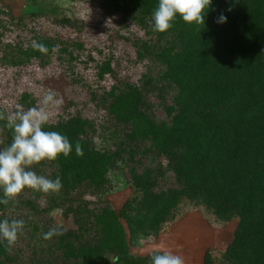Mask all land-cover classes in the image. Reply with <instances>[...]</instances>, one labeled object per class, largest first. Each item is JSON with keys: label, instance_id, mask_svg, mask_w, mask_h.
<instances>
[{"label": "trees", "instance_id": "trees-1", "mask_svg": "<svg viewBox=\"0 0 264 264\" xmlns=\"http://www.w3.org/2000/svg\"><path fill=\"white\" fill-rule=\"evenodd\" d=\"M79 1L88 3L79 18L93 7L104 13L93 22L16 17L0 0V149L13 139L7 117L32 108L46 114L43 130L72 144L69 156L30 169L59 177V193L25 188L0 203V221L24 222L15 244L0 237V264H110L108 251L113 264H152V255H125L120 219L136 233L158 234L187 200L219 222L238 220L227 260L264 264V0H211L204 24L177 15L163 33L153 30L159 0ZM113 171L134 189L120 217L107 204L94 212L84 199L101 196ZM56 208L77 229L45 240L55 226L43 214ZM92 228L94 246L85 240ZM27 239L31 258L18 246ZM210 255L205 264H220Z\"/></svg>", "mask_w": 264, "mask_h": 264}, {"label": "rangeland", "instance_id": "rangeland-1", "mask_svg": "<svg viewBox=\"0 0 264 264\" xmlns=\"http://www.w3.org/2000/svg\"><path fill=\"white\" fill-rule=\"evenodd\" d=\"M3 3L10 8L12 14L16 17L40 13L51 14L58 19L68 16L72 20L78 19L79 13H82V7H86L88 4L87 2L82 4L79 0H3ZM93 8L95 9L89 10V12L86 11L85 15L80 16L83 19H79L93 22V17H98L101 13H104L102 10L99 11L97 7ZM90 12H94L95 14L92 15ZM45 26L48 27L47 25ZM53 28L50 27L51 30L56 29ZM136 28L140 30L139 27ZM50 29H44V31L47 32ZM57 29L60 30L59 28ZM134 33L138 34L137 31H134ZM157 115L159 117L162 116V111H157ZM108 179L109 183L102 190L101 196L97 194L94 196L93 193L88 192L84 199L90 203L92 211L96 212V207L107 204V206H110L114 210L117 217H120L122 208L134 196L132 182L120 171L111 172ZM41 205L43 208H46V203L43 200L41 201ZM177 210L175 222H172L170 225H163L159 229L158 234H155L151 230L136 233L130 229L127 221L120 219L125 232V239L123 240L126 247L124 249L126 250L125 255L147 257L168 251L182 256L185 264H205V256L209 251L212 253L210 257L216 263L234 264L230 260H227L225 253L228 246L233 242L238 220L219 222L212 211L204 204H197L188 200L187 202L183 201ZM43 220L48 223L50 222L63 232L77 229L73 216L68 215L65 209L56 208L48 210L47 213L43 214ZM90 232V236L85 240H87L88 244L90 243V245L94 246L98 239L96 238L98 233L93 228ZM18 243L19 248L23 247L24 249L22 257L31 258L34 253L33 250L28 249L29 239ZM113 253L110 251L103 253L109 259L110 264H113ZM42 254L44 255L45 253ZM54 255H64V251L56 250ZM59 260H56V262L52 261V264H78L79 262V260L77 262L74 259H70L68 262H64L62 259V261Z\"/></svg>", "mask_w": 264, "mask_h": 264}, {"label": "clouds", "instance_id": "clouds-1", "mask_svg": "<svg viewBox=\"0 0 264 264\" xmlns=\"http://www.w3.org/2000/svg\"><path fill=\"white\" fill-rule=\"evenodd\" d=\"M210 4L211 0H159L152 17L153 30L160 33L168 31L177 15L186 23L204 24V10ZM218 22H226V17L221 15ZM34 47L42 52L47 51L42 44H34ZM3 119L5 116L0 114V120ZM46 120L43 110L35 108L17 111L7 117L6 126L14 134L10 146L0 149V188L4 196L0 203L7 205L10 201H16L25 188L45 193H59L62 189L59 177L52 180L30 170L35 164L45 160L56 161L61 154L67 157L72 151V144L66 136L57 131L43 130L42 124ZM75 152L77 156L84 154L79 143L75 146ZM23 228L22 220L9 222L4 219L0 221V237L11 246ZM62 234L60 228L53 227L44 233L43 239L50 240ZM151 260L152 264H185L182 256L168 251L152 255Z\"/></svg>", "mask_w": 264, "mask_h": 264}]
</instances>
